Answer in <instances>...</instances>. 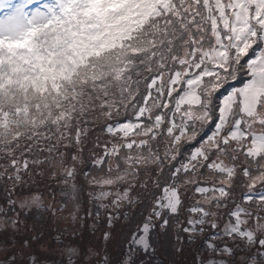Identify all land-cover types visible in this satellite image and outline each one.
I'll use <instances>...</instances> for the list:
<instances>
[{"label":"snow or ice","instance_id":"1","mask_svg":"<svg viewBox=\"0 0 264 264\" xmlns=\"http://www.w3.org/2000/svg\"><path fill=\"white\" fill-rule=\"evenodd\" d=\"M0 264H264V0H0Z\"/></svg>","mask_w":264,"mask_h":264}]
</instances>
